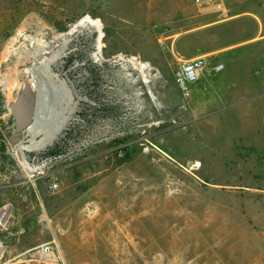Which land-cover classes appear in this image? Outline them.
<instances>
[{"label":"rangeland","instance_id":"374dc122","mask_svg":"<svg viewBox=\"0 0 264 264\" xmlns=\"http://www.w3.org/2000/svg\"><path fill=\"white\" fill-rule=\"evenodd\" d=\"M43 81L52 104L14 141ZM0 208V264L44 245L65 264H264V0H0Z\"/></svg>","mask_w":264,"mask_h":264},{"label":"built area","instance_id":"2783aa9c","mask_svg":"<svg viewBox=\"0 0 264 264\" xmlns=\"http://www.w3.org/2000/svg\"><path fill=\"white\" fill-rule=\"evenodd\" d=\"M205 63L204 57L201 56L190 60L180 61L178 63L174 76L177 86L181 91L188 92L190 88L199 81L203 73ZM223 68V65H218L215 70L220 72ZM58 158V155L41 157L39 159L34 156L30 159V161H27V159L24 158V165L23 163L21 165V174L25 179L34 184L39 179H43L48 174L52 173L53 168H55L58 162ZM24 168H28L29 172H25ZM6 210L8 209L0 208V231L6 230L8 222L11 218V215L6 216V214H3ZM1 213L3 214L2 216ZM37 255V264H65L62 257L55 252L51 245H44L41 247L38 250Z\"/></svg>","mask_w":264,"mask_h":264},{"label":"water","instance_id":"95a60500","mask_svg":"<svg viewBox=\"0 0 264 264\" xmlns=\"http://www.w3.org/2000/svg\"><path fill=\"white\" fill-rule=\"evenodd\" d=\"M42 87V86H41ZM41 87H34L33 91L35 96L30 93L29 85H26L21 91V94L17 96L16 102L12 105L13 110L11 111L14 118V133L13 140H17L20 133L28 131L33 123L39 122V111L43 104L50 99L52 96L41 92ZM43 88V87H42ZM30 97L28 98V96ZM33 141V140H32Z\"/></svg>","mask_w":264,"mask_h":264},{"label":"bare ground","instance_id":"6f19581e","mask_svg":"<svg viewBox=\"0 0 264 264\" xmlns=\"http://www.w3.org/2000/svg\"><path fill=\"white\" fill-rule=\"evenodd\" d=\"M86 23H88L87 22V20L85 19V20H82V21H80L78 24H77V26H81V25H84V24H86ZM93 27H95L97 30H98V25H97V23L96 22H93V21H90L89 22ZM16 41L17 40H15V42H14V44H16ZM99 43H98V51H99V53L101 52V45H100V38H99V41H98ZM16 48V47H15ZM14 52V51H13ZM13 52H10V54L9 55H11ZM98 54V53H97ZM98 56H100L99 54H98ZM132 61L133 60H135L134 58H132L131 59ZM141 65V67L143 68V67H145V64H143V63H141L140 64ZM45 82L46 81H43V82H40L39 84H37V87H41V90H43V91H41L42 92V94L43 93H47L46 92V89H45ZM62 83L65 85L66 84V81L65 80H62ZM54 85V84H53ZM56 87V86H55ZM47 88V87H46ZM51 91V90H50ZM51 95V94H50ZM34 96H35V93H34ZM33 96V97H34ZM54 96V95H53ZM50 104V105H49ZM51 104L52 103H48V101H46V102H43V104L42 105H45V106H51ZM54 104V103H53ZM75 109H76V107H73L72 109H70L69 111H68V113L66 114V115H64V113H62V114H60L58 117H57V123H58V126H59V128H58V130H57V132H55L54 133V135L51 137V139H50V141H52L53 139H55V137L58 135V133H59V131H60V129H62L64 126H65V124H66V122L71 118V116H72V114L75 112ZM34 124V123H33ZM32 127V126H31ZM47 145V143L46 142H43V143H40V142H32V144L31 145H29V146H22V148H25L26 150H29V151H36V150H40L41 148H43V147H45ZM23 165H24V163H23ZM25 167V166H24ZM25 170V172H29V170H28V168H24ZM33 173H34V171H33ZM36 173V172H35ZM3 214H6V216H9L10 215V210L8 209V210H6L5 212H3ZM2 213H1V216L3 215ZM45 216V215H44ZM44 220H46V217H44ZM47 221V220H46ZM3 252V248L1 247V245H0V253H2Z\"/></svg>","mask_w":264,"mask_h":264},{"label":"crops","instance_id":"0c3cea01","mask_svg":"<svg viewBox=\"0 0 264 264\" xmlns=\"http://www.w3.org/2000/svg\"><path fill=\"white\" fill-rule=\"evenodd\" d=\"M250 14H254V12H249ZM27 132V131H26Z\"/></svg>","mask_w":264,"mask_h":264},{"label":"flooded vegetation","instance_id":"af4514ba","mask_svg":"<svg viewBox=\"0 0 264 264\" xmlns=\"http://www.w3.org/2000/svg\"><path fill=\"white\" fill-rule=\"evenodd\" d=\"M53 156V155H52ZM57 156V155H56Z\"/></svg>","mask_w":264,"mask_h":264}]
</instances>
